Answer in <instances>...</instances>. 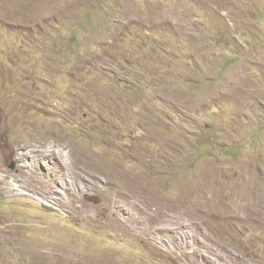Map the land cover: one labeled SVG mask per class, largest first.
<instances>
[{"label": "rangeland", "instance_id": "1", "mask_svg": "<svg viewBox=\"0 0 264 264\" xmlns=\"http://www.w3.org/2000/svg\"><path fill=\"white\" fill-rule=\"evenodd\" d=\"M0 264H264V0H0Z\"/></svg>", "mask_w": 264, "mask_h": 264}]
</instances>
